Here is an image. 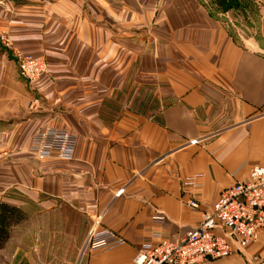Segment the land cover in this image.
I'll list each match as a JSON object with an SVG mask.
<instances>
[{
    "label": "crops",
    "instance_id": "1",
    "mask_svg": "<svg viewBox=\"0 0 264 264\" xmlns=\"http://www.w3.org/2000/svg\"><path fill=\"white\" fill-rule=\"evenodd\" d=\"M253 1L244 34L230 4L208 0L0 3V202L26 212L3 264H130L154 232L182 236L264 165V0ZM16 51L41 55L45 72L23 77ZM45 126L75 134L71 158L30 151ZM94 218L125 242L85 248ZM198 264H264V229Z\"/></svg>",
    "mask_w": 264,
    "mask_h": 264
},
{
    "label": "built area",
    "instance_id": "2",
    "mask_svg": "<svg viewBox=\"0 0 264 264\" xmlns=\"http://www.w3.org/2000/svg\"><path fill=\"white\" fill-rule=\"evenodd\" d=\"M4 0H0L3 3ZM0 37L8 44L4 31ZM20 74L29 81L38 79L46 70L45 59L38 54L16 51ZM36 100V99H35ZM76 136L66 127L45 126L31 138L30 151L38 158L56 155L71 158ZM195 176L184 182L191 184ZM189 204H196L194 199ZM85 248L109 249L125 242L111 228L98 226L94 218ZM264 229V165L249 168V177L225 186L213 204L200 212L195 226L178 238L154 232L155 239L143 241L131 257L130 264H198L206 258H218L241 250L258 240Z\"/></svg>",
    "mask_w": 264,
    "mask_h": 264
},
{
    "label": "rangeland",
    "instance_id": "3",
    "mask_svg": "<svg viewBox=\"0 0 264 264\" xmlns=\"http://www.w3.org/2000/svg\"><path fill=\"white\" fill-rule=\"evenodd\" d=\"M209 2L214 3L217 7H222L225 4H230L231 14L230 17L235 16L234 27L241 34L249 33V31L254 30V25L256 22V17L258 15V9L253 0H208ZM12 227V226H11ZM11 230V229H10ZM257 241V240H256ZM7 256L1 253L0 254V264H3L2 261H6Z\"/></svg>",
    "mask_w": 264,
    "mask_h": 264
},
{
    "label": "trees",
    "instance_id": "4",
    "mask_svg": "<svg viewBox=\"0 0 264 264\" xmlns=\"http://www.w3.org/2000/svg\"><path fill=\"white\" fill-rule=\"evenodd\" d=\"M26 212L17 205L0 202V247L10 234L11 226L23 219Z\"/></svg>",
    "mask_w": 264,
    "mask_h": 264
}]
</instances>
